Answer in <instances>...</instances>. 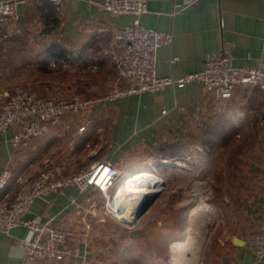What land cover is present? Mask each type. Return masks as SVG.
<instances>
[{
  "label": "crops",
  "instance_id": "1",
  "mask_svg": "<svg viewBox=\"0 0 264 264\" xmlns=\"http://www.w3.org/2000/svg\"><path fill=\"white\" fill-rule=\"evenodd\" d=\"M147 3L141 21L173 33L170 42L158 46V74L179 78L198 70L223 45L231 48L236 63L258 61L264 34V0ZM18 10L20 17L10 25L9 41L0 44V91L23 82L43 94L78 91L92 101L86 109L62 114L42 135L18 144L11 139L18 126L0 131V174L4 168L11 174L0 196L8 191V197H12L22 177L36 174L45 165H59L63 174H72L98 159L110 158L125 175L154 170L152 158L167 162L202 158V150L198 152L197 147L217 141L219 127L225 126L226 141L238 136L242 142L257 143L259 152L252 154L244 166L247 179L239 201L242 215L213 217L199 264H264L247 243L251 229L264 224L260 88L237 83L230 97L219 98L193 79L183 85L168 83L158 90L103 98L110 84L124 82L109 52L113 29L130 22L134 14L112 13L91 0H62L59 4L54 0H32L20 3ZM83 123L86 126L80 130ZM197 183L196 195V190L202 191V183ZM104 200L97 186L82 190L77 182L37 196L24 216L40 213L55 224L74 220L76 231L68 241L73 253L60 259L27 261L26 248L18 242L27 228L19 224L10 232H0V264H93L94 260L107 264V255L113 264H142L135 258L125 257L124 261L114 254L123 251L114 223L121 216L115 210H106ZM141 216L127 220L133 226ZM106 223L114 226L113 239L104 237ZM183 231L188 235V224ZM129 250L139 252L137 246Z\"/></svg>",
  "mask_w": 264,
  "mask_h": 264
},
{
  "label": "built area",
  "instance_id": "2",
  "mask_svg": "<svg viewBox=\"0 0 264 264\" xmlns=\"http://www.w3.org/2000/svg\"><path fill=\"white\" fill-rule=\"evenodd\" d=\"M32 0H0V44H7L11 24L20 17L18 5ZM61 3L62 0H54ZM99 7L112 13L130 12L134 18L121 27L113 29L109 52L118 69L121 81L110 84L103 98H116L144 90H158L168 83L183 85L196 79L205 89L219 98L230 97L237 83L257 85L261 90L262 106L259 115H264V34L261 52L255 64H239L229 46L223 45L218 53L207 57L202 68L182 77L160 75L156 71L157 49L170 42L172 32L143 23L140 14L148 9L147 0H91ZM92 99L73 91L66 95L43 94L23 82H15L0 91V131L10 125L18 126L11 139L18 144L49 130L50 125L69 111L89 107ZM162 111H166L163 108ZM85 123L79 126L84 129ZM8 168L0 174V191L10 179ZM118 166L110 158L96 160L87 168L76 173L63 174L59 165H45L39 171L20 179L12 197L6 191L0 196V232H10L19 224L26 226L25 235L18 242L26 248V260L35 258L60 259L73 253L69 238L76 231L75 221L55 224L52 219H43L40 213L24 216L30 203L39 195L60 190L66 184L77 182L80 189L89 185L97 186L105 200L106 210H113L114 197L121 180ZM264 180V174H263ZM8 197V198H6ZM247 243L259 260H264V224L249 232Z\"/></svg>",
  "mask_w": 264,
  "mask_h": 264
},
{
  "label": "rangeland",
  "instance_id": "3",
  "mask_svg": "<svg viewBox=\"0 0 264 264\" xmlns=\"http://www.w3.org/2000/svg\"><path fill=\"white\" fill-rule=\"evenodd\" d=\"M224 130H226L225 126L219 127L220 135L217 141L204 142L202 147H197L198 152L202 150V158L198 156L178 158V162L175 159H172L173 162H167L152 158L155 166L152 171L161 183L155 189L144 186L143 190L137 192V195H140L146 189L150 190L149 193L157 191L142 211L140 220L133 226L130 224L131 220L127 219L134 218L139 207L134 214H129L126 206L119 204L118 196L124 184V182L122 184L123 178L129 175L121 174L120 178L123 177L119 181L113 207L121 218L113 221L123 251L121 254L114 253L116 257L124 258V261L125 257L135 258L142 264L145 261L148 264H174L176 251L174 244L187 236V232L183 230L187 224L189 227L192 209L203 204L204 207L201 209L203 211L206 209V213H201V219L197 218L198 223L194 228L196 235L194 240L199 245L197 262L199 264L203 242L213 217L231 214L235 218L242 215L239 201L240 194L246 186L247 175L244 174V166L250 157L259 152V149L255 147L257 143L242 142L238 136L232 141H226L227 131ZM196 181L202 183V194H195V187H198V183L195 185ZM159 218L162 219L161 222L157 221ZM106 227L104 237L113 239L114 226L106 223ZM132 227L135 229L134 232L130 231ZM135 246L139 248V252L130 253L129 249ZM192 254L193 252H189V256ZM106 258L107 264H113L108 262L110 261L108 255ZM97 263L98 261L94 260L93 264Z\"/></svg>",
  "mask_w": 264,
  "mask_h": 264
},
{
  "label": "bare ground",
  "instance_id": "4",
  "mask_svg": "<svg viewBox=\"0 0 264 264\" xmlns=\"http://www.w3.org/2000/svg\"><path fill=\"white\" fill-rule=\"evenodd\" d=\"M123 182L124 184L121 193L118 196L119 204L125 205L126 211L129 210V214H134L135 210L140 206L143 200L151 193H149L150 190L147 189L144 193L141 192L142 194L140 195H137V192L143 190L144 186L149 187V189H155L158 185H160L161 180L155 176V172L145 169L125 176L122 183ZM196 192L198 195L202 194V191L200 190H196ZM202 207H204L203 204H200L192 209L188 235L184 239L176 241V244H174L176 250L174 255V264H197L199 260V245L195 242L196 240H194L196 236L194 228L195 224L198 223L197 218H200L202 212L206 213V209L204 208L205 210L203 211ZM189 252H193V254L189 256Z\"/></svg>",
  "mask_w": 264,
  "mask_h": 264
},
{
  "label": "water",
  "instance_id": "5",
  "mask_svg": "<svg viewBox=\"0 0 264 264\" xmlns=\"http://www.w3.org/2000/svg\"><path fill=\"white\" fill-rule=\"evenodd\" d=\"M157 191H153L148 197H146L143 202L140 204L139 208L136 211V215H140L142 213V211L147 207V205L149 204L150 200L152 199V197L154 196V194Z\"/></svg>",
  "mask_w": 264,
  "mask_h": 264
},
{
  "label": "trees",
  "instance_id": "6",
  "mask_svg": "<svg viewBox=\"0 0 264 264\" xmlns=\"http://www.w3.org/2000/svg\"><path fill=\"white\" fill-rule=\"evenodd\" d=\"M215 142V141H214ZM211 143H213V142H211Z\"/></svg>",
  "mask_w": 264,
  "mask_h": 264
}]
</instances>
